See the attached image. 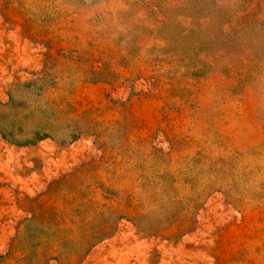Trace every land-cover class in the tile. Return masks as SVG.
<instances>
[{"label": "rangeland", "instance_id": "374dc122", "mask_svg": "<svg viewBox=\"0 0 264 264\" xmlns=\"http://www.w3.org/2000/svg\"><path fill=\"white\" fill-rule=\"evenodd\" d=\"M0 264H264V0H0Z\"/></svg>", "mask_w": 264, "mask_h": 264}]
</instances>
